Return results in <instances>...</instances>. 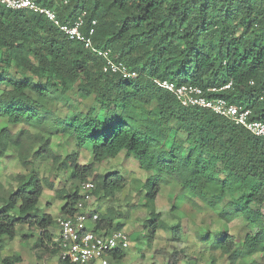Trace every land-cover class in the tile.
Here are the masks:
<instances>
[{"label": "trees", "instance_id": "1", "mask_svg": "<svg viewBox=\"0 0 264 264\" xmlns=\"http://www.w3.org/2000/svg\"><path fill=\"white\" fill-rule=\"evenodd\" d=\"M35 1L64 22L84 13L82 31L94 21L93 44L109 49L137 76L103 73L100 58L43 17L0 6V120L5 121L0 161L12 150L23 169L11 175L8 186L0 179V249L17 237L20 226L37 230L38 247L49 249L53 236L47 230L55 220L40 209L44 188L54 190L61 171L78 183L68 191L55 189L64 202L61 215L74 211L79 184L88 180L97 199H113L126 179L98 174L97 168L124 154L145 176L129 186L147 212L146 240L158 232L181 239L179 222L164 221L155 206L174 179L180 192L170 199L171 212L180 208L176 201L198 212L206 207L221 223L213 232L196 233L198 241L227 256L228 264L264 254V138L209 110L183 108L157 84L215 88L213 96L249 108L252 119L264 121V0H69L64 7ZM229 82L230 90H220ZM68 94L93 102L81 108ZM53 100L67 107L63 116ZM54 137H68L77 152L55 153ZM86 147L92 158L82 166L76 157ZM46 161L49 177L42 178L39 165ZM128 219L127 213L106 208L93 230H123ZM236 219L248 230L241 242L227 228ZM179 256L170 254L167 264H179ZM113 257L121 261L125 253ZM19 262L16 254L0 257V264Z\"/></svg>", "mask_w": 264, "mask_h": 264}, {"label": "rangeland", "instance_id": "2", "mask_svg": "<svg viewBox=\"0 0 264 264\" xmlns=\"http://www.w3.org/2000/svg\"><path fill=\"white\" fill-rule=\"evenodd\" d=\"M56 5V4H55ZM58 6V5H57ZM53 9V8H52ZM66 98L80 100L81 108H88L93 98L81 99L79 96L66 95ZM53 107H56V112L59 115H64L66 106L59 102H52ZM88 106V107H87ZM5 124L4 120H0V128ZM52 150L62 156L77 152L73 141L68 137H54L52 141ZM92 158L90 148L86 147L78 151L76 157L78 164L87 165ZM51 168L50 161L42 162L39 165L38 174L42 178L49 177ZM23 172V169L16 161L15 154L9 150L7 157L0 161V179L8 186L11 181V175ZM117 173L126 179L127 186L122 192L117 193L111 199L104 197L97 199L95 197V206L98 214L105 212L106 208L114 207L120 214L129 215L126 223L125 231L129 236V247L123 252L125 257L119 264H167V256L174 252L179 253V264H228L227 256H222L219 251H215L206 243H202L196 239V233H201L203 230L213 232L214 229L221 225L216 216L208 208L203 207L201 212L194 210L186 203L182 205L176 201L175 204L180 206L178 211H170L172 206L171 198L177 196L180 188L174 179H169V184L164 186L156 198V211L161 214V218L171 225H176L178 222L181 226L182 234L180 240H173L170 232H158L155 238L151 241L146 240V231L143 228V222L147 216L146 210L140 206L142 200L137 198L130 188L131 180L145 179L143 172L139 169L136 161L131 157H126L124 154L118 155L115 159H110L103 162L98 168V174ZM68 174V173H67ZM63 171L58 173V179L54 180V190L44 188V192L40 201V209L49 214L55 223L48 228V233L53 237L56 235V220L61 216V207L63 201L56 199L55 189H73L78 187L76 181L68 179V175ZM51 179V177L49 178ZM179 215L182 217L180 218ZM229 234L234 236L236 241L241 242L248 230L242 219H236L227 225ZM23 236H28L23 237ZM202 236V233H201ZM38 231L29 230L27 227H18L17 237L4 249H0V257L16 254L20 257L18 264H59L58 254L53 253L50 248L45 250L38 247L36 239ZM244 264H264V254H258L252 258H247Z\"/></svg>", "mask_w": 264, "mask_h": 264}, {"label": "built area", "instance_id": "3", "mask_svg": "<svg viewBox=\"0 0 264 264\" xmlns=\"http://www.w3.org/2000/svg\"><path fill=\"white\" fill-rule=\"evenodd\" d=\"M58 6H67L69 0H50ZM0 6L11 10H25L43 17L58 31L70 40L76 41L92 55L103 62L102 72L117 74L124 79H133L137 76L120 61H117L109 49H100L93 44L95 22L82 31L84 13L77 16L72 22L60 20L54 9L42 6L35 0H0ZM158 86L172 94L177 102L187 109H206L218 117L224 118L234 125L245 129L254 137L264 138V121L252 119V112L226 99L213 96L218 93L215 88L202 89L198 86L181 84L171 81L157 82ZM231 82L220 90H230ZM95 184L91 180L79 184L78 200L74 205V211L67 215H61L56 220V235L52 237L50 249L55 250L58 259L69 264H119V260L113 257L116 251H124L129 247V236L123 230L105 234L94 232L93 227L98 219L95 204ZM93 227L89 228L88 224Z\"/></svg>", "mask_w": 264, "mask_h": 264}, {"label": "crops", "instance_id": "4", "mask_svg": "<svg viewBox=\"0 0 264 264\" xmlns=\"http://www.w3.org/2000/svg\"><path fill=\"white\" fill-rule=\"evenodd\" d=\"M88 227H89V228L93 227L92 223H89V224H88Z\"/></svg>", "mask_w": 264, "mask_h": 264}]
</instances>
